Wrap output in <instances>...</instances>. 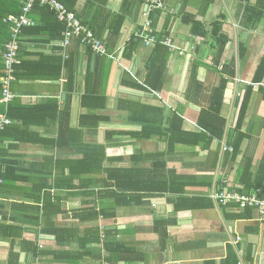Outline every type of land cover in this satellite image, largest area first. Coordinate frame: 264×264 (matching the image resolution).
Returning a JSON list of instances; mask_svg holds the SVG:
<instances>
[{
    "label": "crops",
    "instance_id": "0c3cea01",
    "mask_svg": "<svg viewBox=\"0 0 264 264\" xmlns=\"http://www.w3.org/2000/svg\"><path fill=\"white\" fill-rule=\"evenodd\" d=\"M61 1L103 39L108 55L78 37L63 46L65 23L57 20L59 26L37 7L30 12L37 28L27 27L19 36L30 76L14 81L12 90L22 104L40 110L43 103L45 111L57 115L41 125L30 123L20 140L4 139L7 151L0 148L6 171L0 183V264H264V221L258 211L220 205L211 197L225 187L244 192L247 154L255 152L247 175L264 157V0H165V9L152 11H157L154 18L145 15L146 3L140 0ZM148 18L158 40L170 38L178 47L164 44L167 71L156 91L146 80L153 51L162 42L146 45L137 35ZM49 57L54 59L43 63ZM56 57H62L61 70L55 69ZM31 61H42V68ZM249 88L243 140L233 157L225 147H233L239 135L234 128ZM214 106L218 120H227L223 133L215 129L219 134H212L199 124L202 112ZM176 115L182 129H176L174 141L168 129H150L158 119L167 128ZM146 129L150 134L139 136ZM155 153L163 154L165 165L150 157ZM101 159V170L93 172ZM108 172L122 179L129 174L138 186L154 176L156 185L190 184L184 192L143 200L132 198L137 191L129 190L132 200L119 203L120 198L101 192L110 189L105 188ZM56 181L87 186L60 189ZM254 188L251 192L259 189ZM55 196L62 197L59 210L47 207ZM179 197H207L211 203L176 211ZM94 208L114 210L115 217H91ZM158 219L168 220L166 235L155 228ZM107 226L114 234L111 242L105 240ZM55 227L73 233L68 239L61 233L60 242L46 231ZM95 227L100 240L91 239Z\"/></svg>",
    "mask_w": 264,
    "mask_h": 264
},
{
    "label": "trees",
    "instance_id": "16d2710c",
    "mask_svg": "<svg viewBox=\"0 0 264 264\" xmlns=\"http://www.w3.org/2000/svg\"><path fill=\"white\" fill-rule=\"evenodd\" d=\"M61 1V0H60ZM22 5H23V0H0V93H2L3 90V81H2V76L5 74L6 75V65H5V59L2 55V50H3V46L4 43L9 42V40H12L13 37V29H12V23L8 22L5 20V18L8 17V15L11 14H21L22 12ZM67 6V5H66ZM38 9L42 10L43 12L49 14L51 17H53L56 20V23L59 24V26H62L61 22H58L57 20H59L58 18H56L55 14L53 16L52 12L49 11L48 9H46L45 7H41V6H37ZM256 10V8H251ZM157 11H155L154 13H152L151 15L154 18V14ZM27 27H34L35 29L37 28V25H33V26H24L20 29V33H23V30L26 29ZM119 28V26H118ZM118 30V29H116ZM20 40V39H19ZM223 42V41H222ZM21 40L19 41V44L21 46ZM224 43V42H223ZM61 51H63V49L61 48ZM20 52V50H19ZM18 52V61L16 63L13 64V80L11 82V89H12V84L14 81L16 80H21L24 79L25 76L27 74H29V69H31L30 63H28V59H21L20 53ZM221 49H217L216 53L214 54V59H215V63L216 65L220 62V53H221ZM167 54H168V48L167 46H165L163 43H160L156 46V48L153 51L152 54V63L150 61V63L148 64V68L150 70L149 73V77L146 80V83L148 84L147 87H150V91H156V90H160L163 85H164V79L166 76V71H167ZM43 57H46L44 54H42ZM52 57V56H51ZM47 58L43 61V63L47 62L50 60V58ZM57 58V57H56ZM55 58V59H56ZM54 59V58H51ZM58 60V65L55 67V69L57 70V68H59L61 70V68L63 67V60L62 57L57 58ZM32 62V61H31ZM42 63V61H40ZM40 62H32V65H34L35 67H40L42 68L43 64H41ZM29 65V67H28ZM52 66V65H51ZM224 67V65H223ZM262 72L258 73V77L256 78V81H260L262 79ZM30 76V74H29ZM32 76V75H31ZM226 90V82L224 81L221 88L218 90V92L221 94V96H223V94L225 93ZM13 91V90H12ZM250 94H251V90L250 88L246 91V93L243 96V100L241 103V112H240V116L238 118L237 121V125L234 129H236L235 133H238V137L235 140V142H232L233 145V157L237 156V154L239 153L240 150V146H241V142L243 140V134L242 133V124L244 122V117H245V113L247 110V105H248V101L250 98ZM2 96V95H1ZM39 106V105H38ZM38 106H33V107H28L24 104L21 103V99L15 97L12 101H10L8 104H5L2 106V108H0V112H5L6 115L13 119V122L5 124L4 127L0 130V148H4L3 152L7 151L5 149V146L3 145L4 139H17L20 140L23 134V129H28L29 128V124L33 123V124H44L45 120H50L56 117L57 115V111H53L52 113L50 111H45L43 109V107H46L45 104H41L40 110L38 108ZM216 106L213 107L212 110L214 111H203L202 114L200 115L199 118V124L202 127V129H207V131H210L212 134H219V133H223V129H225V125H226V118L225 117H219L220 120H218V111L217 109H215ZM161 110V109H160ZM40 113V114H39ZM39 114V116H38ZM218 116H217V115ZM30 115L31 119H28V116ZM210 115V116H208ZM35 116H37L38 118H36ZM70 117V107L69 104H67V106L63 109L62 112V119L61 121L64 122V127L66 126L68 119ZM57 119H60V116H58ZM161 122L160 119H158V123H155V126H150L152 128H157V129H168V132H170L172 134V141H174L175 139L173 138V136L175 135V131L176 129H182L181 128V117L179 116H175L172 121L170 122L169 126L167 128L165 127H161ZM215 129H222L221 132L219 133H215ZM149 130H145L142 133H139V136H147L149 134H147ZM161 133V131H159ZM164 132H166L164 130ZM113 138V136H112ZM104 149V147H102V145L98 146ZM254 150L250 151L247 154V160L245 162V169L243 172V176L241 178L242 182L245 184L246 190L244 191L245 193H250L251 191H253L255 188H261L264 189V157L262 158V160L260 161L259 165L257 166L255 172L250 173V169L252 168L253 165V159H254ZM155 155V157H158L157 160H159L160 163H162V165H165L166 161L163 160V154L159 153H155L153 155H151L150 157L152 158ZM105 157V154H104ZM132 158L137 160V154H134V156H132ZM139 159V157H138ZM102 159L99 161L98 164H96V166H94V168H92L93 172H98V170H101L102 168ZM2 162H0V183H3V181L6 180V175H5V170L3 169V167L1 166ZM158 165V164H157ZM134 167L129 168L128 170H131L130 173L133 174L134 173ZM117 170V169H115ZM155 171V170H154ZM112 171H110L111 173ZM108 172V182H106V187L105 188H110L109 190H105L101 192H105L112 194L116 201H118V199L120 198V200L118 201L119 203H129L132 199L128 198V191L129 190H136L137 193L135 195H132L131 197H135L136 198H141L142 200L144 199V197H151V196H158L161 195L165 192H184L186 185L190 184V181H185V182H177V186H173L172 182H168L165 181L164 183L160 184V185H156V184H152L153 180L156 178L157 173H151V176H154V178H152V180L147 181L146 182V186H138L135 185L134 183V178L131 177L129 174L125 175L122 178L118 177L117 174H110ZM122 177V176H121ZM251 177V179L249 178ZM115 179V180H113ZM113 180V181H110ZM74 181V180H73ZM54 182L53 185H57L58 188L62 189V188H75V187H85L87 186V183L83 182L80 183L79 185H76L74 182ZM251 181V184H249V182ZM101 184L100 179H97L95 181V185ZM110 185V187H109ZM52 186V185H51ZM99 186V185H98ZM175 187V188H174ZM250 191V192H249ZM252 193V192H251ZM201 200V201H200ZM211 200V199H210ZM138 201V200H137ZM198 201H200L198 203ZM205 201V203H204ZM211 203L209 201V199L207 197L201 198V197H192V198H188V197H184V198H175L174 199V205H175V210L176 211H180V210H184V209H189V208H194L197 206H201V205H205L208 204L207 203ZM48 203V201H47ZM62 204V197L58 196V197H54V199L47 204V207L50 205L51 208H56L57 210L60 209V205ZM253 207H251L252 209ZM249 209V207L247 208ZM53 211V210H52ZM99 215H104L105 219L106 218H114L115 217V213L114 210H105V209H101L98 210L97 208H94L93 211H91V217H98ZM167 225H168V220H164V219H158L155 223V228H157L161 233L163 234H167ZM105 232H106V242H111L114 239H111L112 237L114 238V234L111 233V229L107 226L105 227ZM49 233H52L54 235H56V237L58 238V240L60 242H63V240H61V233L63 238H70L72 235V230L70 228L67 229H59V228H53V229H48L46 230ZM93 234L94 236L91 239H95V240H100L101 239V235L99 232V227H95L93 229ZM57 254V253H56ZM58 255H62L59 254ZM57 255V256H58ZM234 258H238V257H234Z\"/></svg>",
    "mask_w": 264,
    "mask_h": 264
},
{
    "label": "built area",
    "instance_id": "2783aa9c",
    "mask_svg": "<svg viewBox=\"0 0 264 264\" xmlns=\"http://www.w3.org/2000/svg\"><path fill=\"white\" fill-rule=\"evenodd\" d=\"M146 3L145 15L148 17L153 10L165 9V0H140ZM37 6L45 7L49 11L55 13L57 18L64 22L66 25L65 38L62 41L63 46L68 47L74 37L80 39L81 44L91 46L94 51L101 55H108V48L102 38L96 35L92 28H89L79 18L75 12L70 10L65 3L60 0H23L21 14L8 15L5 18L6 21L12 23L13 37L9 42L4 43L2 54L6 65V75L2 76L3 90L0 102L2 105L8 104L15 98V94L11 89V82L13 80V64L18 61V52L20 50L19 36L22 26L34 25V21L29 16L30 12ZM152 20H149L145 24L144 31L137 32L138 36L144 38L146 45H155L157 42L169 46L171 49H177L170 38L158 40L151 26ZM150 32V33H147ZM13 122V119L9 118L5 112H0V130L5 124ZM225 149L233 150V147H225ZM211 197L217 204L232 205L235 204L241 209L248 207L255 208L260 216V219L264 221V189H258V191L252 193H245L236 188L225 187L220 192H213Z\"/></svg>",
    "mask_w": 264,
    "mask_h": 264
},
{
    "label": "clouds",
    "instance_id": "9594fccd",
    "mask_svg": "<svg viewBox=\"0 0 264 264\" xmlns=\"http://www.w3.org/2000/svg\"><path fill=\"white\" fill-rule=\"evenodd\" d=\"M32 19V18H31ZM33 20V19H32ZM34 21V20H33ZM35 22V21H34ZM36 24V22L34 23V25ZM29 26H33V25H29ZM22 27H24V26H22ZM2 53V52H1ZM3 55V54H2Z\"/></svg>",
    "mask_w": 264,
    "mask_h": 264
}]
</instances>
